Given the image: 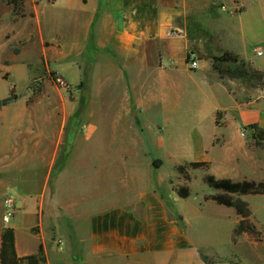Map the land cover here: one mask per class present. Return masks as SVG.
<instances>
[{
	"label": "crops",
	"instance_id": "crops-1",
	"mask_svg": "<svg viewBox=\"0 0 264 264\" xmlns=\"http://www.w3.org/2000/svg\"><path fill=\"white\" fill-rule=\"evenodd\" d=\"M18 1L23 14L31 20L36 38L50 41L51 52L44 51L51 54L50 61H67L76 66L78 73L74 85H79L85 78L124 81L125 116L132 114L131 104H136V113L148 110L143 103L149 97L154 98L155 105H160L158 98L176 100L183 91L185 79L208 75L201 88L203 95L208 96L218 86L227 99L224 105H212L207 100L198 116L200 119L202 114L210 115L215 129L212 137L205 141L195 130L190 157L172 153L165 158L179 163L181 160L207 162L214 167L211 175L215 178L244 180L236 178V168L243 164L252 168L253 163L252 158L245 159L246 163L237 161V153L247 150L245 142L236 135L245 128L246 135L251 133L248 128L251 124L264 130V97L247 101L236 99V88L241 85L242 92H250V88L236 78H221L212 68V58L228 53L255 70L264 71V0ZM10 33L12 40L28 36L27 31L14 27ZM257 51H261V55H257ZM189 52L194 53L197 60L196 69H189L185 63ZM220 66L232 65L222 63ZM141 75H145V79L152 78L153 85L146 82L141 86L143 83L133 81ZM2 108L0 242L3 230L10 228L14 232L17 257L34 255L40 248L45 258L43 264H67L61 253L55 254L54 261L50 258L44 237L45 220L50 219L58 225L62 220L60 209L74 203L61 194V173L54 183H49L56 161L64 160L59 147L61 136L45 139L53 152L44 153L40 148L43 138L33 142V137L19 138V145L17 142L13 150V124L2 118ZM217 112L222 113L218 125L215 121ZM77 127L81 129L68 142L63 168L69 169L70 176L77 170L97 174L98 167L102 173V159L107 158L105 139L95 136L93 124ZM132 134L129 130L117 136L113 142L116 146L112 148L119 154L116 158L124 159L129 150L137 154L141 141ZM28 140H32L31 153L27 152ZM93 161H96V168ZM106 167L104 172L107 174ZM63 189L69 196L76 191L70 186ZM5 195L15 198V212L7 224L1 220ZM139 200L140 214L130 207L106 204L89 212L87 239L82 249L86 264H91L92 258L110 263L123 259L160 260L173 253L184 258L188 255L191 240L185 225L169 216L160 194L146 189L139 193ZM216 210L224 213L220 205H216Z\"/></svg>",
	"mask_w": 264,
	"mask_h": 264
},
{
	"label": "rangeland",
	"instance_id": "rangeland-1",
	"mask_svg": "<svg viewBox=\"0 0 264 264\" xmlns=\"http://www.w3.org/2000/svg\"><path fill=\"white\" fill-rule=\"evenodd\" d=\"M13 1L15 9L11 4ZM30 21L26 13L23 14L18 0H0V100L13 97L2 108V118L13 124V150L17 142L19 145V138L33 137V142L43 138L40 148L44 153L53 152L45 139L52 136H61L62 139L59 147L64 160L56 161L49 183H54L61 173V194L74 203L60 209L62 220L58 225L55 226L50 219L45 220L44 237L46 249L51 252L50 258L54 261L55 254L61 253L67 264H86L82 249L87 239L89 212L106 204L130 207L140 214L139 193L150 189L160 194L169 216L185 225L191 240L188 255L184 258L173 253L160 260L123 259L110 263L92 258L91 264H264V195L240 197L249 206L250 221L257 236L244 233L233 243L232 230L238 217L232 208L224 206H221L224 213L217 212V204L207 198L215 191L205 185L203 178L211 174L214 167L192 169L186 160L179 163L165 158L172 153L190 157L195 130L205 141L212 137L215 129L210 115L202 114L200 119L198 116L207 100L212 105H224L227 99L218 86L208 96L203 95L201 88L208 75L185 79L183 91L176 100L158 98L160 105H155L154 98L149 97L143 103L148 110L136 113V104H131L132 114L125 116L124 81L85 78L79 85H74L78 73L76 66L67 61H50L51 54L44 51L51 52V43L47 39L36 38ZM12 27L27 31L28 36L12 40ZM144 76H136L133 81L143 83L141 86L146 82L153 85L152 78L145 79ZM236 79L251 90L242 92L240 85L234 92L236 99L247 101L264 97V79ZM221 116V112L216 113V125ZM83 124H93L95 136L105 139L107 158L102 159V173L98 167L97 174L89 175L87 170L81 173L77 170L70 176L69 169L63 168L68 142L81 129L77 126ZM129 130L141 141L137 154L129 150L124 159L116 158L119 154L112 151L116 146L113 142L118 135ZM236 136L245 142L247 150L237 153V161L246 163L248 158H252L253 163L252 168L246 164L237 167L236 178L264 181V148L261 146L264 141L257 145L253 132L244 137L237 132ZM31 143L32 140H28L26 144L30 153ZM157 161L160 164L154 166ZM95 162L93 167L96 168ZM179 168H182V173H179ZM65 186L75 187L74 195H67L63 189ZM185 191L187 196L182 198L180 194Z\"/></svg>",
	"mask_w": 264,
	"mask_h": 264
},
{
	"label": "trees",
	"instance_id": "trees-1",
	"mask_svg": "<svg viewBox=\"0 0 264 264\" xmlns=\"http://www.w3.org/2000/svg\"><path fill=\"white\" fill-rule=\"evenodd\" d=\"M11 4L15 9L14 1ZM190 55V52L186 54V64L189 62ZM222 63H231L232 66L221 68L220 65ZM212 68L217 71L221 78L227 76L229 78H241L249 81H262L264 79V71L255 70L250 65H246L236 58L231 57L228 53H224L220 57H213ZM12 100L13 97L11 96L0 100V108L6 106ZM248 128L254 133V137L257 139V145H260L261 140L264 141V130L260 129L256 124H251ZM261 146L264 148V143ZM153 164L157 166V164H160V161ZM187 166L192 169H207L209 163L189 162ZM178 171L182 173V168H179ZM203 182L207 187L215 191L214 194L209 195L207 198L217 205L232 208L238 217V222L232 230V242L235 243V238L244 233L253 237L257 236V231L250 221L251 212L249 206L240 197L246 195H264V181H233L229 178H215L211 174H206ZM180 196L182 198L186 197L187 191L180 194ZM202 259L205 260L204 257ZM44 262L45 258L40 248L34 255L17 257L13 230L10 228L3 230L0 242V264H43Z\"/></svg>",
	"mask_w": 264,
	"mask_h": 264
},
{
	"label": "built area",
	"instance_id": "built-area-1",
	"mask_svg": "<svg viewBox=\"0 0 264 264\" xmlns=\"http://www.w3.org/2000/svg\"><path fill=\"white\" fill-rule=\"evenodd\" d=\"M256 54L261 55V51H257ZM187 66L189 69H196L197 60L195 59L193 54L190 55L189 62L187 63ZM246 133H247L246 128L240 130L241 136L244 137L246 135ZM2 206H3V213H2L1 220L4 224H7L12 219L14 212H15V198L11 195H5L3 200H2Z\"/></svg>",
	"mask_w": 264,
	"mask_h": 264
}]
</instances>
